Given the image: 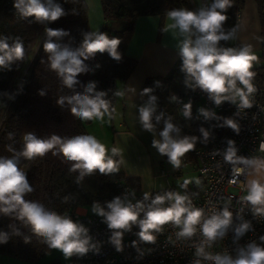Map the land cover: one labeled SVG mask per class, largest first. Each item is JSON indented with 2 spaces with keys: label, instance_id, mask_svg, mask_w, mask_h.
<instances>
[{
  "label": "clouds",
  "instance_id": "obj_1",
  "mask_svg": "<svg viewBox=\"0 0 264 264\" xmlns=\"http://www.w3.org/2000/svg\"><path fill=\"white\" fill-rule=\"evenodd\" d=\"M233 6V0H212L206 6L197 10L174 8L167 12L170 23L161 32H172L178 37V54L182 60L181 72L184 73L186 88L205 93L208 99L220 107L225 102L236 106V112L231 117H223L211 108L199 107L197 115L193 116V103L189 99L184 103L175 94L168 98L172 102L183 103L182 114L186 120L216 121L213 128H230L236 134L241 126L234 117L250 109L254 104L253 94L257 91L253 80L257 73L253 71L254 63L259 57L250 44L240 47H224L221 41L236 39L237 29H225L229 19L228 9ZM15 15L19 19H28L31 23L45 25V40L43 50L47 54L48 68L55 72L62 85L72 90V95L61 96L56 105L70 107L71 114L81 121H104L105 116L113 117L115 109L107 98L106 91H98L96 82H89L83 87V92L75 91L80 83L78 76L92 71L85 61L95 58L97 54L107 53L108 56L121 62L122 53L118 51L122 39L109 36L106 32L88 31L82 33L83 39L79 46L73 47L71 38L65 43L64 38L70 33L64 29H53L48 24L58 21L69 13L56 0H14ZM72 14H78L72 10ZM12 41L9 43V41ZM25 59V46L20 37L0 36V69L12 70V65ZM41 62H44L43 60ZM99 68L100 65L95 66ZM160 87L161 82L155 81ZM154 88H144L140 95L148 96V100L139 107L138 119L141 129L153 135L152 147L161 156H166L173 170L180 169L182 158L194 151L197 142L207 145L212 137L210 128L201 126L200 136L182 135L181 128L172 122V117H165L163 111H158V97L152 95ZM46 90H39V95H46ZM8 100L15 99V93L0 94ZM115 95L123 97L124 92ZM6 106V104H5ZM163 121V127L157 134V126ZM14 133H9L12 139ZM23 146L16 150L8 146L10 156H0V215L14 218L32 235L56 250L65 258L73 256L84 257L88 253L99 254L101 242L90 235V230L71 216L63 215L45 207L39 201L28 200L25 197L35 189L29 183L27 172L22 164L43 158L48 153L62 158L70 164L69 170L78 173L76 183L83 182L86 176L99 172L102 176L117 174L125 163L122 150L117 147L109 149L95 136L88 134L61 137L52 134L41 138L34 132H26L22 137ZM227 148L222 152L213 151L214 155H223L224 162L232 165V172L239 176L247 171L251 177L244 185L245 195L241 202L249 208L253 218L264 219V158L244 157L237 155L238 149L234 140H227ZM264 152V142L260 145ZM117 157H119L117 159ZM241 165L243 167H241ZM191 181L185 180L180 185L186 188ZM233 183L236 181L233 180ZM197 185L200 181H196ZM74 197L66 195L63 202L67 203ZM93 214L102 218L111 235L108 242L117 252L123 251V237L138 227V241H132L142 256L139 243L154 244L158 233L165 225L179 229L178 239L191 240L199 234L198 244H195V257L190 264H264V235L244 245L239 241L248 232L254 231L251 220L243 216V208L236 213L226 204L223 208L213 211L210 215L203 208L196 207L191 197L185 192L169 190L164 193L144 192L137 199L135 192H125L113 197L103 205L93 201ZM238 221V222H237ZM9 231H0V244H6L12 235L22 237L30 243L31 237L25 236L19 228L9 225ZM231 231L234 254L212 252L210 249L218 240H223Z\"/></svg>",
  "mask_w": 264,
  "mask_h": 264
},
{
  "label": "trees",
  "instance_id": "obj_2",
  "mask_svg": "<svg viewBox=\"0 0 264 264\" xmlns=\"http://www.w3.org/2000/svg\"><path fill=\"white\" fill-rule=\"evenodd\" d=\"M56 2L61 4L69 14L48 24L47 27L68 31L70 37H65L64 42H69L71 38L72 46L77 47L83 39L82 33L90 31L87 4L85 0H56ZM99 2L103 14L101 32L108 33L110 37L115 36L122 39L118 48V51L122 53V60L118 63L112 60L107 53H104L97 54L95 58L85 61L92 71L78 76L80 83L76 86L75 91L83 92V87L87 83L96 82V90L106 91L107 98L113 107L116 101L117 82L125 81L137 65V61L127 56L125 52L135 18L154 15L163 18L171 9L185 8L187 1L99 0ZM211 2L212 0H206V3L201 7ZM254 2L260 27V52L257 55L259 62L254 63L253 71L257 73L254 80L264 87V0H254ZM13 3L14 0H0V36L20 37L25 46V59L13 64L11 71L0 69V94H16L14 100H8L0 95V156L11 155L8 151L9 145L20 150L23 146V134L29 131L41 138L49 137L52 134L61 137L88 134L84 127V121L74 117L68 105L60 108L55 103L61 96L72 95V90L64 87L56 73L48 68L47 54L43 50L45 25L31 23L28 19H19L15 15ZM243 5V0H233V6L227 11L229 19L225 23V29L233 27L237 29L238 15ZM72 10L78 14H72ZM107 22L112 23L110 26L113 27L107 26ZM11 42L10 40L9 43ZM220 43L224 47H239L236 39ZM29 56L32 59L23 79L19 83L17 81L15 83L14 79ZM42 60L44 62H41ZM97 64L100 65L99 68L95 67ZM181 64L182 60L179 57L165 75L146 77L142 83V90L148 87L154 88L152 95L158 97V111H163L166 118L172 117V122L181 128L182 135L200 136L199 128L204 127L201 121L186 120L182 114L183 103L181 101L172 102L168 99L170 95L175 94L184 103H187L189 99L193 104L198 103L191 89L184 85V73L180 70ZM155 81H160L161 86L156 87ZM41 89L47 91L46 95L38 94ZM145 100H148L146 95ZM231 105L228 102L221 105L218 115L230 117ZM196 115L193 109V116ZM162 127L163 121L157 126V136ZM228 129L222 128L225 134ZM9 133H14L12 139H9ZM204 146L205 144L198 141L195 150L187 153L182 161L195 164V151ZM69 168V163L51 153L43 158L30 161L29 168L26 170L27 178L35 190L25 198L39 201L45 207L64 214L79 206L92 205L93 201H99L103 205L113 197L122 195L123 187L126 185L132 187L133 191L140 190V179L125 175L121 169L119 173L107 176L96 172L91 176H86L83 182L77 184L75 181L78 173L71 172ZM200 186L191 194H197ZM166 191L168 190L159 193ZM66 195H72L74 198L65 203L63 197ZM9 225L19 228L25 236L31 237V240L26 244L22 237L12 235L8 243L0 244V252L35 261L49 249L19 221L0 215V231L11 233ZM138 231L139 228L134 226L130 235L123 239L122 253L129 254L137 251L132 247V241L139 242V237L136 235ZM141 245L142 243L138 244L139 248Z\"/></svg>",
  "mask_w": 264,
  "mask_h": 264
},
{
  "label": "built area",
  "instance_id": "obj_3",
  "mask_svg": "<svg viewBox=\"0 0 264 264\" xmlns=\"http://www.w3.org/2000/svg\"><path fill=\"white\" fill-rule=\"evenodd\" d=\"M239 16V15H238ZM257 91L253 94L254 104L250 109L234 117L240 123L241 130L236 134L232 129H228L227 134L222 128H213L216 121L203 122L205 128H210L212 137L207 145L195 151V164L200 178V189L197 194H188L196 207L203 208L207 214L223 208L226 204L233 212L234 221L236 213L243 208V216L246 220H251L254 231L248 232L241 238L239 243L244 245L252 240L259 242V237L264 235V219L253 218L249 208L245 206L240 197L244 195V185L248 177L247 171L235 176L232 172V165L224 162L223 155H214L213 151L221 152L227 148V140L235 141L238 149L237 155L244 157H255L257 154L264 155L260 151V145L264 142V87L253 80ZM191 92L196 96L200 107L211 108L218 114L220 107H216L199 89ZM236 106L231 105L230 117L236 112ZM28 162V161H25ZM30 164V162H28ZM24 165V164H23ZM241 167H243L241 165ZM28 169V167H27ZM26 169V170H27ZM25 170V171H26ZM236 182L233 183L232 181ZM133 192V188L126 185L122 194ZM159 192H153L155 195ZM63 215L71 216L73 220H78L90 230V235L95 240L101 242L99 254L88 253L84 257L73 256L74 264H190L195 260V244H198L202 237L197 234L191 240L178 239L176 233L179 229L172 225H165L161 233L156 234L157 239L154 244L142 243L138 251L124 254L117 252L115 247L108 242L111 235L107 225L102 222V218L95 214L81 212L77 209L66 211ZM238 222V221H237ZM232 233L223 240H218L210 249L212 252H229L234 254L236 247L232 241ZM124 239V238H123Z\"/></svg>",
  "mask_w": 264,
  "mask_h": 264
},
{
  "label": "crops",
  "instance_id": "obj_4",
  "mask_svg": "<svg viewBox=\"0 0 264 264\" xmlns=\"http://www.w3.org/2000/svg\"><path fill=\"white\" fill-rule=\"evenodd\" d=\"M185 1H187L185 8L189 10H197L206 3V0ZM243 1L244 5L237 19L236 42L239 46L250 44L253 50L259 49L260 27L256 5L254 0ZM85 2L88 8L90 31H101L103 14L99 0H85ZM168 23L170 21L167 15L163 18L155 15L135 18L125 52L127 56L137 61V65L125 81L117 82L116 92H124L125 95L123 97L116 95L113 117L109 119L105 116L104 118L102 131L106 141H102L100 134H95L91 128L92 125L98 124V120L84 121L87 133L95 136L106 145L109 151L112 147L122 150L125 163L121 165V170L127 176L140 179L142 193L151 192L152 189H158L159 192L165 191L160 189L159 185L160 175L165 174L162 166L167 157L161 156L152 147L153 135L141 129L138 109L146 102L145 96L140 95L144 79L148 76L165 75L180 57L177 49L179 38L170 31L161 32ZM198 108V103L193 104L196 114ZM156 138H159L157 134ZM255 157L264 158V155L257 154ZM182 163L192 162L182 161ZM194 166L196 168V164ZM250 178L248 175L247 180ZM76 209L89 213L85 207L79 206Z\"/></svg>",
  "mask_w": 264,
  "mask_h": 264
},
{
  "label": "rangeland",
  "instance_id": "obj_5",
  "mask_svg": "<svg viewBox=\"0 0 264 264\" xmlns=\"http://www.w3.org/2000/svg\"><path fill=\"white\" fill-rule=\"evenodd\" d=\"M110 25H112V23L109 24L107 22V26L113 27ZM253 51L256 55H258L260 52L259 49H255ZM30 61H31V56L28 57L27 62L25 61L26 63H24L23 66L21 67V69L19 70L17 77L14 79L15 83H16V81H17V83H19L23 79ZM19 78H21V79H19ZM97 123L98 124L92 125L91 128H93V130H94L93 132H95V134H97V133L100 134V136H101L100 138L102 141H106L105 137L103 135V131H102L103 125H104L103 123H105V122H101L98 120ZM23 167H25V170H26L27 167L29 168V164H27V166L23 165ZM162 167H163L164 172H165L164 175H162V176L160 175L161 183L159 186H161L160 189H162V190H168V191L174 190V191H179L181 193L186 192L187 194H191L192 192H194L196 190V187H198L200 185V184L197 185V183H196L197 180L200 181V178H199V174H198L197 169L195 168L194 164H192V163H186V164L182 163L180 169L173 170L172 166L168 163V160H165V161H163ZM185 180H189L191 182L187 185L186 188H181L180 185L183 184ZM151 184L153 186L155 185V183H151ZM157 190L158 189H152L153 192H159ZM134 192H135L137 199L142 197L143 193L139 189H135ZM245 194L246 193L244 192V195ZM91 206L92 205H88L85 207L88 209L89 214H93L91 211ZM129 235H130V232L125 233L123 238L125 239ZM0 264H74V263H73V257L65 259L61 255L60 252H58L56 250H52L49 248L45 253H43L35 261L34 260H27V259L20 258V257H15V256L7 254L6 252H0Z\"/></svg>",
  "mask_w": 264,
  "mask_h": 264
},
{
  "label": "bare ground",
  "instance_id": "obj_6",
  "mask_svg": "<svg viewBox=\"0 0 264 264\" xmlns=\"http://www.w3.org/2000/svg\"><path fill=\"white\" fill-rule=\"evenodd\" d=\"M28 162H26L24 165L27 166Z\"/></svg>",
  "mask_w": 264,
  "mask_h": 264
}]
</instances>
